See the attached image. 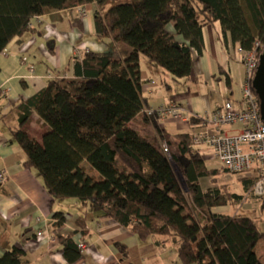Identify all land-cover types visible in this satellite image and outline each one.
I'll return each instance as SVG.
<instances>
[{"label":"trees","instance_id":"trees-1","mask_svg":"<svg viewBox=\"0 0 264 264\" xmlns=\"http://www.w3.org/2000/svg\"><path fill=\"white\" fill-rule=\"evenodd\" d=\"M110 2L116 4L109 7ZM90 4L96 5L99 40L128 48L122 62L127 76L108 75L115 56L111 50L86 51L71 60L73 79L54 77L43 90L20 100L14 109L18 127L9 129L11 142L25 153L23 166L41 180L53 203L76 200L90 206L142 242L169 244L180 264H261L256 247L264 242V232L256 221L215 212L252 199L264 208V197L253 192L255 178H241L244 193H232L227 185H217L222 172L209 168L192 134L176 135L173 150L161 118L146 113V123L169 148L166 154L129 124L146 106L141 60L177 82L188 79L194 54L204 52L207 25L219 23L227 45L260 57L264 0H0V55L13 40L36 31V18ZM34 113L48 128L41 141L26 129ZM189 121L202 123L196 117ZM84 163L99 177L89 175ZM208 178L214 185L204 189L201 181ZM53 218L56 231L66 217L58 212ZM79 225L84 227L82 221ZM73 236L59 237L68 264L81 257ZM118 248L126 254L125 246ZM24 256L14 247L0 256V264H25Z\"/></svg>","mask_w":264,"mask_h":264},{"label":"crops","instance_id":"crops-1","mask_svg":"<svg viewBox=\"0 0 264 264\" xmlns=\"http://www.w3.org/2000/svg\"><path fill=\"white\" fill-rule=\"evenodd\" d=\"M95 13V4L47 12L33 20L35 32L16 38L0 55V172L5 174V181L0 182V256L18 247L25 252V264H68L59 237L74 234L73 240L81 249V257L75 264H180L176 250L169 244L159 246L154 241L142 242L90 206H82L76 200L53 203L41 180L23 166L26 156L21 147L11 142L9 128L18 127V114L14 109L19 101L43 90L54 77L73 79L72 58H81L86 51L101 53L111 50L115 56L108 75L127 76L122 62L128 48L124 45L108 46L99 40ZM203 35L204 52L200 56L194 54V69L188 79L177 82L169 73L150 66L145 59L141 60L142 94L146 106L129 127L159 149L162 143L154 127L146 123V111L176 103L188 118L202 119L221 110L227 100L239 101L246 70L238 45L224 42L219 23L204 27ZM117 56L122 58L121 62L116 61ZM23 58H27L26 64H23ZM69 64L70 68L66 70ZM160 126L171 136L175 144L173 150H176L179 142L176 135L193 134L201 125L193 126L190 121L167 118L161 119ZM26 129L39 141L48 130L36 113ZM240 129L241 126L234 125L227 127L226 131L233 134ZM198 149L207 165L210 161H217L212 151L201 146ZM86 165L84 163L83 167ZM209 187L210 184L203 186L204 189ZM228 207L217 208L215 212L223 213ZM250 209L262 213L258 217L260 224L254 220L264 232V208L261 204L245 208ZM58 212L65 214L66 221L53 231L52 225L56 222L53 216ZM118 245L126 247V254ZM256 252L264 264V242L257 245Z\"/></svg>","mask_w":264,"mask_h":264},{"label":"built area","instance_id":"built-area-1","mask_svg":"<svg viewBox=\"0 0 264 264\" xmlns=\"http://www.w3.org/2000/svg\"><path fill=\"white\" fill-rule=\"evenodd\" d=\"M237 50L242 54L246 70V81L241 86L239 101L227 100L221 110L202 118L201 126L192 134V139L197 146L212 151L215 159L228 172L254 176V195L263 198L264 123L260 115L259 99L252 88L259 57L255 52H244L239 46ZM26 63L27 58H23V64ZM146 113L163 120L174 118L189 121L183 108L176 103L150 109ZM234 125L241 126V129L233 134L226 131L227 127ZM162 150L169 154L167 144L162 145ZM4 181L5 174L0 172V182Z\"/></svg>","mask_w":264,"mask_h":264},{"label":"rangeland","instance_id":"rangeland-1","mask_svg":"<svg viewBox=\"0 0 264 264\" xmlns=\"http://www.w3.org/2000/svg\"><path fill=\"white\" fill-rule=\"evenodd\" d=\"M116 4V2H110L109 3V7ZM122 58L120 56L116 57V61L117 62H121ZM209 168L211 169H217L220 170L222 173L218 176L217 178V185H227L229 191H231L232 193H238V194H242L244 193L243 191V186L241 183V178L245 177V178H252L254 176L252 175H245V174H233V173H227L223 171V165L217 160V161H210L208 163ZM86 172L89 175H96L98 176V173L95 171H92L90 166L86 165L85 167ZM203 186H207L208 184H210L211 186H213V182L210 178L206 179L203 181ZM258 206L259 202L252 199L247 203H243V205H241V207H239V205H233V206H229L228 210L223 212L229 215H240V216H247V217H251L253 219H255L259 224V219L258 217L262 214L260 211L256 210V209H250V210H245V208H248L249 206ZM246 206V207H245ZM248 212V213H247Z\"/></svg>","mask_w":264,"mask_h":264},{"label":"water","instance_id":"water-1","mask_svg":"<svg viewBox=\"0 0 264 264\" xmlns=\"http://www.w3.org/2000/svg\"><path fill=\"white\" fill-rule=\"evenodd\" d=\"M252 88L259 99L260 115L264 123V50L259 57V64L252 80Z\"/></svg>","mask_w":264,"mask_h":264}]
</instances>
